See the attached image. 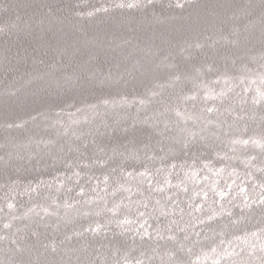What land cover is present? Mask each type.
<instances>
[{
    "label": "trees",
    "instance_id": "trees-1",
    "mask_svg": "<svg viewBox=\"0 0 264 264\" xmlns=\"http://www.w3.org/2000/svg\"><path fill=\"white\" fill-rule=\"evenodd\" d=\"M261 74L264 0H0V264H213L223 252L234 254L220 264H264V204L252 190L264 184V100H253ZM207 89L215 98L205 101ZM85 141L83 162L67 168L80 155L69 149ZM94 141L106 164L93 162ZM133 150L139 159L119 155ZM121 167H146L153 187L171 173L172 187L150 194L144 177L129 179ZM73 171L78 183L67 178ZM233 180L248 189V206L239 187L215 195ZM201 189L207 199L193 197ZM171 194L183 213L165 201ZM142 197L150 211L159 199L169 215L158 209L139 231L108 223L136 220L137 206L126 205ZM97 223L106 227L93 232Z\"/></svg>",
    "mask_w": 264,
    "mask_h": 264
},
{
    "label": "snow or ice",
    "instance_id": "snow-or-ice-1",
    "mask_svg": "<svg viewBox=\"0 0 264 264\" xmlns=\"http://www.w3.org/2000/svg\"><path fill=\"white\" fill-rule=\"evenodd\" d=\"M148 2L150 3L151 0H148ZM119 7H124L125 5L124 4H120L118 5ZM128 7H135V6H138L137 4H128L127 5ZM201 45L197 44V47H200ZM197 72L199 73V69H197ZM261 81L262 83H264V74H261ZM173 80H179L180 77L179 75L177 76H174L172 77ZM225 79L227 80L228 78L225 77ZM205 88H207V85H204ZM245 91H247V89H245ZM149 96H155L157 95V93L149 90V93H148ZM219 95H224L223 92H221ZM257 97L259 99H257ZM186 99H195V96H189V97H185ZM209 98H215L213 95H212V90L211 89H207L204 93V100L207 101ZM122 100L124 101H127V97L126 96H123L121 97ZM134 99H137V98H134ZM139 99V104L140 105H146L149 103V100L147 98H138ZM254 100V103H259L261 100H264V90H261V89H257L256 90V97L253 98ZM102 103L104 104H108L109 101L108 100H103ZM90 108L92 109H95L96 108V105H89ZM216 109L212 108V107H209V108H206V109H203V111H207V112H213L215 111ZM79 111V110H78ZM177 115H182L181 113L177 112ZM189 119H198V117H187ZM59 122V121H58ZM76 121H74L75 123ZM208 123H211V121H208ZM7 127L8 128H13V127H22V124H12V123H9L7 124ZM133 132L135 131L134 129L132 130ZM182 131H186L188 136L190 137H195L197 135V133L194 131V130H187V129H184ZM125 134L127 135L128 134V130L126 129L125 130ZM73 135H76V133L74 132ZM80 135H83V133H81ZM80 135H77V139L79 140L80 139ZM132 142H135V137L134 135L132 136L131 138ZM237 141H233V143H236ZM240 143H244L246 144L247 141H239ZM37 143H40V142H37ZM43 143L45 144H52V143H55V141H43ZM95 144V147L93 148V157H95V159L93 160L94 163H104L106 164L107 161L104 160H100L99 159V156L100 155H104L105 154V147L104 146H101L100 143H97V142H93ZM185 147H187V143H185L184 145ZM84 148L85 151H81V148ZM149 146L147 144L144 145V148L147 149ZM87 149H88V143L87 141H85V143L83 145H75L74 148H70L69 151L72 152V151H75V152H79L80 155L78 157H76L75 160H69L66 162V167L67 168H78L80 163L83 162V157L86 155V152H87ZM62 150V149H61ZM112 152L113 154L115 155L116 154V149L113 148L112 149ZM119 155L123 156L125 158V160L129 159L130 157L131 158H135V159H139V156L137 155L136 151L133 150L131 152H129L127 155L124 153V152H120ZM217 155H219V153H217ZM54 159L58 158V157H53ZM151 158V157H149ZM109 159H111V157H109ZM224 159H228L227 156L224 157ZM204 166L205 167H209V162H205L204 163ZM84 167L86 168H89L91 167L90 164H84ZM171 167H175V164L171 165ZM113 172L116 171V169H112ZM160 169H157V172H159ZM120 172L122 175H124L125 177L129 178V179H132V178H135L137 176L139 177H144L145 180L147 181V185H148V188H149V192L151 194V192H165V189L166 187H172V184H171V180H170V175L171 173H169L166 177H165V180H164V183L163 184H160L159 182H156V185L155 187H153V180L151 179V173L148 171V169L145 167L142 171L140 172H135L134 170L133 171H126L123 167L120 168ZM224 172V168L221 167L219 169H216L215 170V173L214 174H222ZM63 175V174H62ZM187 175V174H186ZM193 179L196 178L197 176V173L195 171H193ZM230 175H236V170L233 169L232 172L230 173ZM251 174L249 173V176ZM76 177V180H77V183L79 182V179L81 177V172L80 171H73L71 173L70 176H68L67 178L70 180L72 179V177ZM91 179V178H90ZM202 179H204L205 181L208 179L207 176H204ZM107 181H108V176L105 175L104 177V183L107 184ZM63 183V181H61V184ZM196 183H199V180H196ZM218 183V182H216ZM180 185H177V187H179ZM235 187H239V193L243 195V202H244V205L245 206H248L250 201H249V194H248V189L246 187H244L243 185H236V182L235 180L232 181V183H226L225 184V189H221V190H218V191H215V195L219 196L221 199H223L224 197H227L229 196V194L232 192L233 188ZM257 187H259L260 191L257 193V196H258V199H255V202L256 203H259V204H264V184H253L252 185V190L253 192L256 191ZM119 188H122L124 189V191L126 192H129L131 194V188L130 187H125V185L121 184L119 185ZM116 189L114 190L113 192V195H115V191H118L119 190ZM34 190V189H33ZM184 192H187V188L186 187H183L182 189ZM69 191H71V189H69ZM93 191H95V189H93ZM137 191H140L139 188H137ZM85 193V189L84 187H80V191L77 193V195H84ZM202 195L205 199H207L208 197V193L206 191H204L203 189H201L200 191H194L193 192V197L195 196H200ZM175 197V194H171V195H168V196H165L164 199L165 201H168V200H171V205L172 206H175V209H178L181 213H183V209L182 208H179V200L174 198ZM55 202V201H53ZM120 203H123V201H121ZM131 203H134L137 207L135 209V215L137 217L136 220H133V219H130L128 218L127 216L121 220V219H116L115 221H112V220H109L108 223H113L115 222L118 226L120 227H123L124 228V231H131L130 228H127V227H124L125 225H130V224H138V228H137V231L141 230V229H144L145 228V225L148 224V220H147V217L150 216V215H154L156 213V211L159 209V212L161 215H169V213L165 212L164 211V206L161 205V201L159 199H157L155 201V205H153L151 211L149 210V200L147 198H141L140 200H136L134 202H130L129 205H126V207H128L130 210H131ZM190 207H193V211H196V212H199L201 211L202 209V204H196V205H192L190 203L189 205ZM8 207L9 208H12L13 205L11 203L8 204ZM64 207L66 208H69L71 207V205H69L67 202H65L64 204ZM120 207V204L119 203H116L113 205L112 208H108L107 211L109 212H112L113 213V216H115L117 214V211ZM143 208L144 211H140L139 209L140 208ZM221 208H223V205H221ZM29 211H31V209H29ZM42 211L48 215L49 214V211L47 208H42ZM52 215H55L56 213H51ZM96 215H100V212H97ZM215 215V213H214ZM229 215H231V213L229 212ZM15 218V217H14ZM157 219H159V217H157ZM208 219H212V216H209ZM202 222V221H201ZM173 224H177L178 225V222L175 221V220H172L169 222V225H168V230L171 232L172 231V225ZM5 228H8L10 227L9 224H5L4 225ZM106 227V225H101L99 223L96 224V227L95 228H92L91 230L93 232H96L98 231L99 229L101 228H104ZM149 227H151V225H149ZM156 231V235L157 236H160L161 235V230L159 228V226L157 225V228L155 229ZM180 231H184V229H180ZM148 233L146 231L144 232H141V235H147ZM35 235V233H34ZM252 235H256V233H252ZM163 238V237H161ZM0 239H5V237H0ZM169 239L171 240H175L176 237L174 235H171L169 236ZM184 239H187V236L184 237ZM13 243H15V241H13ZM182 247V245H181ZM262 247H264V245H262ZM213 252L216 251L215 248L212 249ZM234 253H228V252H223V253H220L217 257L216 260L213 261V264H220V259L223 257V256H227V255H233ZM144 253H141V256H143ZM124 264H132L131 261L125 259V262ZM135 264H143V261L142 260H139L137 259L135 261ZM232 264H235V262L233 261Z\"/></svg>",
    "mask_w": 264,
    "mask_h": 264
}]
</instances>
